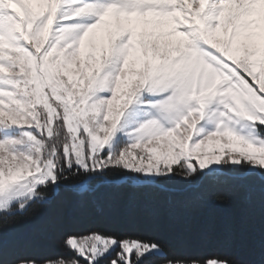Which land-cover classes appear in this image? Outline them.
I'll list each match as a JSON object with an SVG mask.
<instances>
[{
  "label": "snow or ice",
  "instance_id": "snow-or-ice-1",
  "mask_svg": "<svg viewBox=\"0 0 264 264\" xmlns=\"http://www.w3.org/2000/svg\"><path fill=\"white\" fill-rule=\"evenodd\" d=\"M173 186L264 218V0H0V264H264L123 222L20 226L62 191Z\"/></svg>",
  "mask_w": 264,
  "mask_h": 264
},
{
  "label": "trees",
  "instance_id": "trees-1",
  "mask_svg": "<svg viewBox=\"0 0 264 264\" xmlns=\"http://www.w3.org/2000/svg\"><path fill=\"white\" fill-rule=\"evenodd\" d=\"M216 194L227 195L224 189ZM216 194L196 198L181 186L160 193L132 186H104L85 195L62 191L19 230L41 233L52 223L111 220L127 224L124 231L155 236L178 252L230 248L233 234L241 230L251 229L259 241L264 232L259 211L253 215L242 193H233L223 201L215 199Z\"/></svg>",
  "mask_w": 264,
  "mask_h": 264
}]
</instances>
